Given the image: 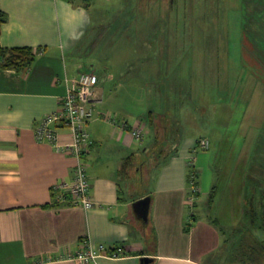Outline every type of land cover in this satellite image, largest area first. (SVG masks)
Listing matches in <instances>:
<instances>
[{
  "label": "crops",
  "instance_id": "0c3cea01",
  "mask_svg": "<svg viewBox=\"0 0 264 264\" xmlns=\"http://www.w3.org/2000/svg\"><path fill=\"white\" fill-rule=\"evenodd\" d=\"M93 2L0 0V9L8 17L1 30V45L32 48L37 55L26 72L0 69V264H34L47 258L54 260L49 264H75L61 257L79 251L85 239L94 246H122L127 253L119 259L101 257L97 264H146L142 262L146 257L152 259L149 264H245L240 245L231 242L218 218L207 215L204 198L212 190L200 184L205 158L198 179L201 194L194 208L188 205L193 194L189 161L202 137L185 140L180 129L170 131L178 128L176 125H165L167 114L158 113L150 101V57L141 55L135 64L125 65L127 57L114 56L111 67L106 58L94 59L92 51L79 57L96 40L106 39L96 32L111 23L98 25L112 12L93 7ZM182 9L168 8L166 13L178 14ZM258 9L263 14L264 8ZM120 11L122 16H131L133 9ZM121 20L116 16L115 24ZM257 29L250 26L248 30L258 39V44H253L257 50L246 43L243 57L263 74L259 78L252 75L259 87L250 96H258L264 105V51L258 50L259 43L264 45L259 39L264 25L259 23ZM143 40L141 49L147 51L152 45L147 38ZM174 48L166 42L168 63L175 62ZM82 73L94 75L99 96L88 127L91 145L85 156L91 195L97 203L91 210L58 202L54 188L73 179L78 160L55 145L39 142L36 135L41 121L62 109L65 96ZM261 116L264 119V114ZM136 129L144 130L142 139L133 136ZM165 136L172 137L163 140L165 149L169 143L181 145L158 177H150L155 182L147 189L149 154ZM73 140L71 130L58 131L60 146ZM146 197L152 198L148 224L134 210V203ZM242 201L235 219L239 225L243 222L244 190ZM234 228L235 232L239 229ZM247 262L264 264V255Z\"/></svg>",
  "mask_w": 264,
  "mask_h": 264
},
{
  "label": "rangeland",
  "instance_id": "374dc122",
  "mask_svg": "<svg viewBox=\"0 0 264 264\" xmlns=\"http://www.w3.org/2000/svg\"><path fill=\"white\" fill-rule=\"evenodd\" d=\"M94 5L112 12L97 21L98 25L109 20L111 23L98 27L96 32V36L106 39L96 40L79 57L92 51L94 59H108V67L114 56L127 57L125 65L135 64L141 55L150 57V101L158 113L167 114L165 125H176L178 128L170 131L180 129L182 139L202 137L211 141L209 150L198 147L192 152L194 170L200 174V162L205 158L201 187L217 189L212 200L202 196L208 202L207 215L220 220L232 243L258 248L264 235L260 234L256 242L250 235L240 243V233L234 227H241L235 219L242 209L245 186L264 192V139L260 140L264 138V105L258 96H250L259 87L252 75L259 78L263 74L243 57L246 43L251 44V50H257L253 44L258 39L248 30L250 26L257 29L259 23L264 25V12L260 14L258 9L264 8V0H94ZM179 7L184 9L178 14L166 13L168 8ZM124 8L133 9L131 16L120 15ZM116 11L118 14H113ZM116 16L122 19L118 24ZM261 32L259 39L264 40V30ZM143 37L152 45L147 51L141 49ZM166 42L175 46L173 63H168ZM259 45L258 50L264 51V45ZM166 137L149 154V176L144 183L147 189L155 182L150 177H158L181 145L169 143L165 149Z\"/></svg>",
  "mask_w": 264,
  "mask_h": 264
},
{
  "label": "built area",
  "instance_id": "2783aa9c",
  "mask_svg": "<svg viewBox=\"0 0 264 264\" xmlns=\"http://www.w3.org/2000/svg\"><path fill=\"white\" fill-rule=\"evenodd\" d=\"M95 84L96 79L93 74H80L65 96L62 109L47 115L41 121L36 134L39 142L55 145L78 160L73 179L59 182L54 189L57 191L59 203L84 210H91L97 206L91 195V182L85 162V156L88 154L91 145L88 127L95 117L94 103L99 99ZM108 121L115 123L112 118H109ZM61 128H67L73 133L74 140L71 144L60 146L57 143L58 131ZM132 134L135 138L142 139L144 130L136 129ZM200 147L206 151L209 150L210 140H201ZM189 167L192 171L191 186L193 194L188 199V205L194 208L196 198L201 194V189L196 185L198 172L194 170V157L190 159ZM126 256L127 253L122 246L107 247L104 244L94 246L89 239H85L82 241V248L79 251L74 254H67L61 257V260L71 261L75 264H97L98 259L101 257L119 259ZM53 261L51 258H47L34 264H49Z\"/></svg>",
  "mask_w": 264,
  "mask_h": 264
},
{
  "label": "trees",
  "instance_id": "16d2710c",
  "mask_svg": "<svg viewBox=\"0 0 264 264\" xmlns=\"http://www.w3.org/2000/svg\"><path fill=\"white\" fill-rule=\"evenodd\" d=\"M184 6V3L181 5ZM181 8V7H179ZM7 15L0 9V35L2 27L7 23ZM37 55L32 48H12L7 49L1 45L0 42V69L15 70L18 72L28 71L34 62ZM153 114H150V117ZM201 140L199 142L200 147ZM191 168H190V184H191ZM199 173L197 176L196 185L199 187ZM257 183V182H256ZM258 184V183H257ZM259 185V184H258ZM217 191L216 187L213 188L210 195L212 200L213 193ZM212 202V201H211ZM241 227L237 230L240 233L241 240L246 239L248 236H253V241H257L258 237L264 235V192L259 188H249L247 185L244 188V203H243V222ZM258 233V235H257ZM243 244V242H242ZM258 248H252L251 245L244 247L240 244L242 253L240 255L241 261L248 264L247 261H255L260 255H264V240H259ZM248 259V260H247Z\"/></svg>",
  "mask_w": 264,
  "mask_h": 264
},
{
  "label": "water",
  "instance_id": "95a60500",
  "mask_svg": "<svg viewBox=\"0 0 264 264\" xmlns=\"http://www.w3.org/2000/svg\"><path fill=\"white\" fill-rule=\"evenodd\" d=\"M151 197H146L138 200L134 203V210L138 217L144 221L146 224L149 223L150 207H151ZM152 261L150 258H143L142 262L149 264Z\"/></svg>",
  "mask_w": 264,
  "mask_h": 264
}]
</instances>
